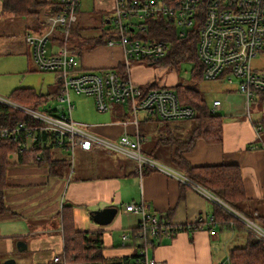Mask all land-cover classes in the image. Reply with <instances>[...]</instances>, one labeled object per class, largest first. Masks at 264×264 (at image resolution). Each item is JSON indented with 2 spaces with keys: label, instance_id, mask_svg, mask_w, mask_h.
I'll list each match as a JSON object with an SVG mask.
<instances>
[{
  "label": "crops",
  "instance_id": "crops-1",
  "mask_svg": "<svg viewBox=\"0 0 264 264\" xmlns=\"http://www.w3.org/2000/svg\"><path fill=\"white\" fill-rule=\"evenodd\" d=\"M44 16L43 13L42 19ZM42 19L33 27L32 21L4 11L0 1V57L21 55L34 65L24 35L28 30L44 31ZM103 31L104 27L101 26ZM80 51L79 68L83 71L119 68L123 64V53L118 46L100 48L96 45L90 50L83 47ZM33 67L37 71L35 65ZM145 70L140 64L131 66L130 78L140 86L156 85L153 78L145 76ZM59 83L60 79L56 75L48 92L38 93L33 88L27 89L47 96L43 106L51 99L55 100L60 89ZM200 94L202 98L205 97L203 92ZM85 98L94 101L92 97ZM217 100L221 101H214ZM247 105L244 94L238 90H229L218 112L223 120V141L209 144L198 140L194 149L185 157L194 167L240 166L248 198L245 210L256 217H264V121L254 118L253 114H259V109L257 106L253 108V102ZM75 109L74 105L73 112ZM85 109L84 113H88L86 117L78 113V117L73 119L79 123H89L91 130L99 137L117 140L125 133H135L132 125H123L125 111H121L120 105L114 106L109 113L101 114L96 108L86 106ZM48 110L56 113L49 108L45 112ZM147 119L144 115L141 121ZM151 123L143 126L146 132L141 148L143 154L145 150L155 155L154 151L159 147H156L154 141L150 144V134L157 130L154 132L150 128ZM258 128L261 130L258 131ZM188 129L186 124H180L169 127V130L165 127L158 131L159 135H164L166 131L186 134ZM44 147L49 149L52 160L58 162L56 174L47 165L33 162L14 164L7 170L8 187L4 200L8 211L0 214V258L3 263L15 259V264H56L54 258L61 256L70 264L64 257L62 224L63 209L69 206L78 232L102 234V259L98 264L139 263L137 257L141 258L144 246L135 245L133 234L141 216L127 212L125 207L129 204L144 203L156 215L172 211L171 224L175 227L195 225L198 222L207 225L213 214L214 201L193 188L187 190L185 198L180 200L182 180L157 170L142 175L138 163L129 156L105 152L99 147L93 150L79 149L72 154L67 148L50 141ZM170 154L169 149L168 155H163L166 162H170ZM11 160L14 162L16 156ZM162 164L172 168L170 163V166ZM106 208H117L118 213L109 226H100L91 214ZM125 235L129 236L127 241L123 239ZM247 243L249 233L246 230H224L212 225L202 230L180 231L174 237L165 236L160 241H152L147 247V256L162 264H229L230 249L242 248Z\"/></svg>",
  "mask_w": 264,
  "mask_h": 264
},
{
  "label": "built area",
  "instance_id": "built-area-1",
  "mask_svg": "<svg viewBox=\"0 0 264 264\" xmlns=\"http://www.w3.org/2000/svg\"><path fill=\"white\" fill-rule=\"evenodd\" d=\"M60 1L62 11L42 19L45 30H28L24 38L37 71L58 75L60 89L55 100L62 113L58 109L52 114L39 112L15 104L8 97H0L1 105L22 111L37 123L34 126L27 123L0 126V139L24 134L27 140L24 150H27L39 133L47 132L56 135L57 145L72 154L79 149L99 147L105 152L129 156L138 163L141 173L147 166L191 184L197 192L224 206L245 225L248 233L264 242V229L259 224L232 211L209 192L192 184L186 176L143 154L141 145L145 137L140 134L139 113L169 123L192 119L196 111L180 102L174 88L154 83V89L151 88L153 84L140 86L129 74L131 66L158 63L171 50V43L152 39L148 34V21L164 19L180 38L197 33L196 50L203 80L223 79L225 82V79L230 85L236 84L237 90L246 96L248 105L255 101L264 103V66H254L255 60L264 55V0H94L101 12L110 13L106 20L112 25L109 31L112 36L106 45L118 46L123 53L124 70L110 68L100 72L80 70L78 49L71 44L72 29L78 20L82 0ZM234 79L237 83H233ZM72 95L92 97L100 113L109 112L117 105L128 108L131 118L123 125H132L135 133H125L117 140L99 137L91 126L73 119ZM211 108L217 114L221 101H214ZM125 209L141 216L138 228L144 247L139 264H162L147 256V247L158 239L156 214H152L144 203L129 204ZM211 222L210 218L207 223ZM123 239L127 241L129 236L125 235ZM54 263L67 264L61 256L55 257Z\"/></svg>",
  "mask_w": 264,
  "mask_h": 264
},
{
  "label": "trees",
  "instance_id": "trees-1",
  "mask_svg": "<svg viewBox=\"0 0 264 264\" xmlns=\"http://www.w3.org/2000/svg\"><path fill=\"white\" fill-rule=\"evenodd\" d=\"M3 5V10L10 12L15 16L23 17L29 21L39 22L42 19V14L45 15L59 13L63 9V3L60 0H0ZM82 13L78 10V19ZM107 22V20L105 21ZM149 25V37L152 39L162 40L171 43V50L165 58L157 64L160 67L169 66L172 69L177 68L183 62H191L193 64L192 79L195 82L202 81V65L197 54V33L192 32L185 38H180L176 35V31L171 28L169 23L164 19L151 20L147 22ZM80 25L76 23L72 29L71 42L74 38L79 37ZM107 29L102 35L92 37L90 41L95 45H102L106 42V37H111L112 33ZM78 55L82 47L76 45ZM152 64V65H153ZM120 70H124V66H119ZM153 84L151 88H155ZM174 90L183 104H188L196 111V115L192 120L194 125L190 132L183 134L175 131H166L163 135H159L156 141V147L168 148L171 150L170 164L171 167L186 176L192 184L201 187L209 192L220 202L228 206L232 211L246 217L253 222H258L264 229V217H256L253 213H247L245 204L248 201L246 196L242 170L238 165H216L194 167L186 159V154L191 152L198 140H204L209 144H219L223 141V120L222 117L213 113L211 106L206 104L200 92L186 85H177ZM15 104L38 110L47 96L40 95L32 89L18 88L15 89L9 96ZM128 109V108H127ZM125 110L122 121H128L131 118L129 109ZM50 114L54 113L48 110ZM160 122L155 117H150L145 121L140 122V134L142 137L146 132L143 129L144 125L150 122ZM20 123H27L30 126L37 124L27 114L17 109L0 104V126H16ZM166 129L169 130V123H163ZM33 143L27 150L24 147L27 145L24 134L14 136L13 138L0 139V214L7 213L8 209L5 206V190L8 187L7 170L11 165H25L28 163H37L47 165L53 174H56L57 161L52 160L49 149L44 147L45 143L50 141L57 145V136L47 132L39 133V137L32 140ZM145 155L152 157L153 153L144 152ZM16 156L13 162L11 159ZM156 170L147 166L143 168L142 175H149ZM180 200L185 198L187 190L192 188L191 184L181 182ZM63 227H64V257L70 264H98L102 257L100 250L102 249V234L78 232L74 223V216L71 206L63 209ZM173 212L166 214H157L159 219L158 241L165 236L174 237L180 231H194L203 229L206 226H218L224 230H235L241 228L246 229L245 225L233 214L227 211L224 206L214 202L213 214L211 219L213 222L205 223L198 222L195 225L175 227L171 224ZM135 245L143 246L140 239V230L135 231ZM155 241V240H154ZM242 248L230 249L229 264H264V242L254 237L249 233V243ZM140 259V256L137 257ZM0 264H3L0 258ZM139 264V263H138Z\"/></svg>",
  "mask_w": 264,
  "mask_h": 264
},
{
  "label": "rangeland",
  "instance_id": "rangeland-1",
  "mask_svg": "<svg viewBox=\"0 0 264 264\" xmlns=\"http://www.w3.org/2000/svg\"><path fill=\"white\" fill-rule=\"evenodd\" d=\"M82 1L83 5L80 9V12L82 14L80 15V19H78L76 22L79 23L81 27L79 37L74 38L71 44L74 48L76 47V45H79V47L83 46L84 49L90 50L96 46L92 41H90V39L92 37H98L102 35L105 30L112 28V25L105 22L106 18L110 15L109 12H101L94 0ZM32 25L33 27H35L37 25V22L32 20ZM101 26L104 27L103 32H101ZM108 38L109 37H106V41L108 40ZM97 46L100 48L108 47L106 45V42L102 45ZM140 65L146 68L144 72L145 76L148 79L153 78V80L159 85L166 86L167 88H172L177 85H186L190 88H197V91L200 89V92H203L205 95V97L203 98L206 101V104L211 107L215 99H221V101L223 102L224 96L228 95L229 90H237L236 84L230 85L225 79V82H223V79L214 81L202 80L195 82L192 79L193 64L191 62L181 63V65L177 68L178 70L172 69L169 66L160 67L157 64L152 65L150 63H140ZM261 65L264 66V55L259 56V58L254 62L255 67H260ZM33 66L34 65H32V63L30 64L25 56L22 57L21 55H14L0 57V97L6 98L15 89L18 88L30 87L36 90L38 93L42 91L48 92L49 85L54 84L56 78L55 73L34 71ZM96 72L100 71L96 70ZM233 83H237V79H234ZM71 99L72 103L76 107L72 116L74 119L78 117V113H81L80 115H83V117H86L88 115V113H84V111L86 110V106L87 108H96V106L94 107V101L90 98L72 95ZM58 106L59 103L56 100L51 99L49 103L41 106L38 111L45 112V109L48 108L57 111ZM252 106L253 108L257 106V109H259V114H253L254 118H261L262 121H264V103L255 101L253 102ZM125 110L126 108L124 106H121V111L123 112ZM59 113H62V110H59ZM144 115L145 113H139V119H143ZM180 124H186V126L189 127L188 131L190 132L192 129V125H194V121L192 119L174 121L170 122L169 127L173 128ZM86 125L90 124L87 123ZM150 128L153 129L154 132L157 130L155 133L150 134V144H152V141H154L155 143L156 139L159 136L158 130H163L165 126L163 123L160 124L159 122L155 121L151 123ZM262 136L264 137V131L262 132ZM144 152L147 151L144 150ZM168 152V148L159 147L154 151L155 155H153L152 158L158 163H165L168 165V163L170 162H166V160H164L165 158L163 157V155H168ZM159 153H161L160 157L158 156Z\"/></svg>",
  "mask_w": 264,
  "mask_h": 264
},
{
  "label": "water",
  "instance_id": "water-1",
  "mask_svg": "<svg viewBox=\"0 0 264 264\" xmlns=\"http://www.w3.org/2000/svg\"><path fill=\"white\" fill-rule=\"evenodd\" d=\"M117 213V208H106L104 210L92 213L91 216L98 225L109 226L115 220ZM3 264H15V261L8 259Z\"/></svg>",
  "mask_w": 264,
  "mask_h": 264
}]
</instances>
